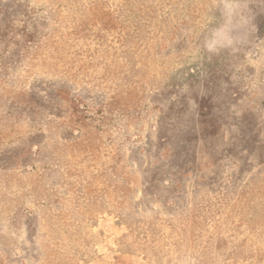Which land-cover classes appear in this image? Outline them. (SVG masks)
<instances>
[{
    "label": "rangeland",
    "instance_id": "374dc122",
    "mask_svg": "<svg viewBox=\"0 0 264 264\" xmlns=\"http://www.w3.org/2000/svg\"><path fill=\"white\" fill-rule=\"evenodd\" d=\"M0 264H264V0H0Z\"/></svg>",
    "mask_w": 264,
    "mask_h": 264
}]
</instances>
